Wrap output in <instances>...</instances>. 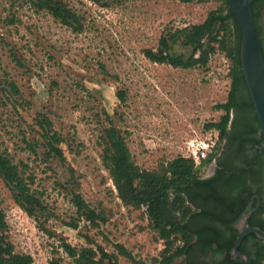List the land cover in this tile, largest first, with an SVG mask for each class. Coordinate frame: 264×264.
Returning a JSON list of instances; mask_svg holds the SVG:
<instances>
[{"label":"rangeland","instance_id":"1","mask_svg":"<svg viewBox=\"0 0 264 264\" xmlns=\"http://www.w3.org/2000/svg\"><path fill=\"white\" fill-rule=\"evenodd\" d=\"M60 1L81 18L78 31L46 11L35 12L25 0H0V150L21 169L26 166L31 190L47 208L45 218L28 217L0 181L5 224L0 238L14 254L29 256L31 264H74L60 241L77 249L90 241L114 254L117 264H131L114 248L121 245L135 261L151 264L164 242L142 209L124 207L118 199L101 161L102 130L110 123L124 133L135 164L148 171L214 139L216 130L205 126L224 115L214 107L227 100L230 61L218 52L205 67L180 69L154 63L144 52L156 51L165 31L202 23L222 2ZM177 52L187 54L186 49ZM37 114L48 117L63 139L65 165L44 156ZM71 191L106 223L90 228L78 220ZM70 222H78V228L68 227Z\"/></svg>","mask_w":264,"mask_h":264},{"label":"trees","instance_id":"2","mask_svg":"<svg viewBox=\"0 0 264 264\" xmlns=\"http://www.w3.org/2000/svg\"><path fill=\"white\" fill-rule=\"evenodd\" d=\"M35 12L46 11L60 24L78 31L81 28V18L69 9L60 0H25ZM96 1V0H93ZM182 3H192L195 0H179ZM222 5L210 11L200 24L189 25L180 29L165 31L159 41L156 51L146 50L144 55L154 63L168 64L173 68L191 69L205 67L216 51L223 53L230 61L231 78L227 100L215 105L216 111L224 115L219 122L205 126L207 130L215 129L221 140L226 135L231 109L234 107L236 94L247 100L250 109L255 113L243 75L240 71L239 47L241 31L238 22L230 9L227 0H219ZM177 49H186L187 54L177 52ZM1 84V82H0ZM13 94H18L14 84L6 83ZM117 97L124 102L123 93ZM246 102V101H245ZM256 118V129L259 123ZM35 124L39 128L40 138L47 160H57L66 164L61 148L64 142L61 136L53 129L48 117L37 114ZM103 149L101 155L102 165L108 172L118 199L124 207L140 210L145 207V216L149 226L164 242V248L158 258L151 264H174V262L187 252L189 243L193 239L192 233L187 229L185 221L192 209L187 205L185 196L190 183L199 178L191 159L177 157L157 171L141 169L135 164L126 145L125 135L112 124L102 130ZM209 162L211 156L207 159ZM205 162V161H204ZM14 164L6 151L0 150V181L10 192L14 203L30 218L39 220L47 216V208L31 190L33 180L28 178L25 165ZM73 179V169H69ZM71 202L76 209L78 220L83 219L90 228H99L106 223L102 213L92 209L75 191L70 192ZM77 223H68L67 226L76 230ZM0 225L5 226L0 213ZM40 230L47 232L42 225ZM181 241L182 245L176 246ZM92 244V246L90 245ZM59 248L70 258L74 264H117L116 256L109 254L100 245L88 241V246L79 249L60 241ZM118 254L126 257L131 264H145L135 261L130 253L121 245H114ZM0 257L7 259V264H31V258L26 255L13 253L11 245H3L0 238ZM52 264H57L53 262ZM182 264V263H181Z\"/></svg>","mask_w":264,"mask_h":264},{"label":"flooded vegetation","instance_id":"3","mask_svg":"<svg viewBox=\"0 0 264 264\" xmlns=\"http://www.w3.org/2000/svg\"><path fill=\"white\" fill-rule=\"evenodd\" d=\"M251 12L264 56V0H251ZM255 115L236 94L225 137L206 169L195 167L199 178L185 194L193 239L182 264H264V240L246 231L264 234V146Z\"/></svg>","mask_w":264,"mask_h":264},{"label":"water","instance_id":"4","mask_svg":"<svg viewBox=\"0 0 264 264\" xmlns=\"http://www.w3.org/2000/svg\"><path fill=\"white\" fill-rule=\"evenodd\" d=\"M227 2L240 27V71L259 122L264 146V56L252 18L251 0H227ZM246 231H252L264 240V234L260 231L255 229ZM242 236L243 233L238 237L236 245Z\"/></svg>","mask_w":264,"mask_h":264},{"label":"built area","instance_id":"5","mask_svg":"<svg viewBox=\"0 0 264 264\" xmlns=\"http://www.w3.org/2000/svg\"><path fill=\"white\" fill-rule=\"evenodd\" d=\"M215 53H218V51H216ZM217 141H218V132L216 131L214 135V139L210 138L208 140L203 141L199 147L195 149H189L188 155L184 156V158L191 159L194 162L195 167L201 166L202 163L206 161L209 158V156L213 153V149ZM190 146L192 147V145ZM142 210L145 211V207H142ZM177 245L180 247L182 245V242L178 241Z\"/></svg>","mask_w":264,"mask_h":264}]
</instances>
